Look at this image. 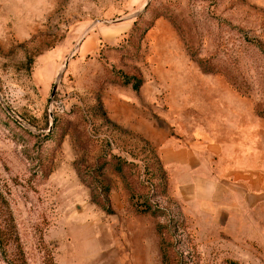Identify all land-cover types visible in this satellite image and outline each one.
Returning <instances> with one entry per match:
<instances>
[{
  "label": "rangeland",
  "instance_id": "374dc122",
  "mask_svg": "<svg viewBox=\"0 0 264 264\" xmlns=\"http://www.w3.org/2000/svg\"><path fill=\"white\" fill-rule=\"evenodd\" d=\"M211 141L264 164V0H0V264H236L163 161Z\"/></svg>",
  "mask_w": 264,
  "mask_h": 264
},
{
  "label": "crops",
  "instance_id": "0c3cea01",
  "mask_svg": "<svg viewBox=\"0 0 264 264\" xmlns=\"http://www.w3.org/2000/svg\"><path fill=\"white\" fill-rule=\"evenodd\" d=\"M209 162L191 146L171 147L163 152L169 167L182 170L179 193L190 205L202 202L205 214L214 222L220 216V229L226 233L221 245L239 264H264V164L244 166L228 156L215 141L207 142ZM220 157L221 159H219ZM232 237L237 250L230 248Z\"/></svg>",
  "mask_w": 264,
  "mask_h": 264
},
{
  "label": "water",
  "instance_id": "95a60500",
  "mask_svg": "<svg viewBox=\"0 0 264 264\" xmlns=\"http://www.w3.org/2000/svg\"><path fill=\"white\" fill-rule=\"evenodd\" d=\"M147 5H148V3H146L145 7H146ZM66 65H68V61H67ZM57 84H58V82L56 83V86H57Z\"/></svg>",
  "mask_w": 264,
  "mask_h": 264
},
{
  "label": "trees",
  "instance_id": "16d2710c",
  "mask_svg": "<svg viewBox=\"0 0 264 264\" xmlns=\"http://www.w3.org/2000/svg\"><path fill=\"white\" fill-rule=\"evenodd\" d=\"M233 263L239 264L237 261H234Z\"/></svg>",
  "mask_w": 264,
  "mask_h": 264
}]
</instances>
